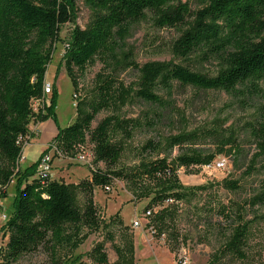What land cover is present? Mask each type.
<instances>
[{"label": "trees", "instance_id": "obj_1", "mask_svg": "<svg viewBox=\"0 0 264 264\" xmlns=\"http://www.w3.org/2000/svg\"><path fill=\"white\" fill-rule=\"evenodd\" d=\"M93 10L90 24L75 28L64 55V66L75 91L78 79L89 65L102 64L95 77L96 91L77 102V118L61 128L55 112L57 91L50 105L38 113L33 101L45 98L44 85L55 52L60 27L73 19L75 0H0V199L8 196L15 179L13 211L0 231L8 235L0 248V264H21V260L42 254L45 260L34 264H75L79 258L63 261L62 250L75 251L92 233L117 227L122 243L113 244L117 259L111 264H135L134 234L122 221L104 220L102 207L95 201L98 187L110 186L114 180L126 182L136 201L148 199L144 208L147 225L160 236L175 242L178 204L189 201L195 190L185 188L179 179L181 167H201L213 162L218 154L237 151L233 136H226L222 126L201 131L181 132L169 138L171 148L180 153L172 160L166 157L142 161L130 169H115L124 151V141L133 137L142 124L138 118L121 116L122 109L133 100L167 106L157 94L170 90L174 83L198 90H221L234 97L253 99L264 93V0H192L201 6L191 8V0H84ZM152 14L159 28L179 27L192 23L173 44L178 59L188 61L198 56L204 61L218 60L220 70L214 76L203 74L182 62H146L128 58V65L139 72L135 89L128 87L113 71L121 66L120 53L132 27ZM104 111L109 114L95 127L93 122ZM52 119L58 125L53 142L65 157H71L92 145L94 154L91 175L78 183L57 179L41 181L34 177L39 159L20 168L24 145L30 136L29 125ZM256 124H251L257 149L264 154V110ZM153 126L154 123L147 122ZM117 135H121L116 139ZM210 140L215 151L205 152L198 145ZM160 142L149 140L145 153L160 149ZM50 146L41 157L48 153ZM103 163L105 168L95 167ZM231 191L239 189L237 181L224 180ZM83 195L82 205L78 204ZM166 205V203H170ZM251 206L264 205V192L254 196ZM226 206L220 213L227 215ZM237 223L223 244L218 261L224 255L245 260L250 222L240 213ZM237 211V212H238ZM228 216V215H227ZM106 239L93 245L89 258L93 264H110L106 242L114 241L112 230ZM216 261L209 264H216ZM82 264V262H79Z\"/></svg>", "mask_w": 264, "mask_h": 264}, {"label": "rangeland", "instance_id": "obj_2", "mask_svg": "<svg viewBox=\"0 0 264 264\" xmlns=\"http://www.w3.org/2000/svg\"><path fill=\"white\" fill-rule=\"evenodd\" d=\"M191 8L198 10L201 6L191 0ZM72 13L73 19L60 27L48 71L50 76L56 77V81L52 84L53 91L54 88L57 91L55 112L61 128L76 120L77 102L94 95L95 77L103 68L100 62L89 65L79 77V89L75 91L72 79L64 66V55L72 39L73 30L86 28L93 18V10L84 0H75ZM191 23V20H187L185 25L179 27L159 28L154 24L152 14H149L145 20L132 27L125 48L120 53L121 66H113L108 71H113L125 85L132 89H135L139 83V72L128 65V58L140 64L151 61L182 62L203 74L216 75L221 68L218 60L204 61L198 56H192L188 61L180 60L173 50V44ZM157 94L169 104L161 107L145 101L133 100L122 109L121 116L138 118L142 125L134 131L130 140L124 141V151L115 169H130L142 161L156 158L166 157L172 160L180 153V148L178 146L171 148L168 144L169 138L181 132L201 131L216 125L222 126L226 136H233L236 139L238 150L218 154L215 157L213 162L224 161L222 168L215 166L207 169L204 165L181 167L178 170L180 182L185 188L207 186V189L193 191L194 195L189 201L178 204L176 230L179 239L177 242L171 240L169 236H160L150 230L147 219L144 217V208L149 200L136 201L129 186L122 180H114L109 186L110 190H105L104 187H98L95 190V201L105 212L104 220L108 223L112 217L118 216L122 224L132 230L134 238L138 237L141 244L135 256L138 264H209L216 261L215 255H219L231 226L237 223L236 214L239 213L240 207V213L246 221L250 222L247 240L248 257L245 260H239L226 254L218 259L216 264H264V205L251 206L248 203L254 196L264 192V154L257 149L256 137L251 126L256 124L260 112L264 110V93L253 99H245L234 97L221 90H198L190 86H181L176 82L170 90H158ZM52 95L45 96L46 103L39 106L36 113L50 105ZM108 114V111L101 112L92 126L95 127ZM50 120L58 132V125L52 119ZM35 122L36 120L32 119L30 125ZM147 122H152L154 125L150 126ZM30 125V136L25 146L27 159L26 162H21L23 168L36 158L41 148L39 141H45L44 136H41V139H37L39 144H31L37 132H31ZM120 136L117 135L116 139ZM149 140L160 142V149L157 152L143 151V146ZM211 142L210 140L202 141L198 147L205 152H213L216 146ZM49 146L47 154L51 156V178L66 183H78L82 178L91 175V167L78 156V152L71 157H65L57 150L53 140ZM84 149L87 153L93 154L91 144L87 143ZM41 154L39 161L43 157ZM93 159L94 156L91 160L89 158L90 162ZM95 167L104 169L105 165L98 163ZM224 180L237 181L239 189L231 191L224 188ZM15 184L14 179L7 190L8 199L3 203L6 215L13 211L12 199L15 195ZM82 203L83 195L79 194L78 204L82 205ZM168 204L171 202L166 203ZM222 206L228 208V216L220 213ZM136 220L140 221L139 226L134 225ZM107 230H112L115 236L113 242H106L107 253L111 257L116 255L117 259L113 244L120 245L122 240L117 227L113 226L90 234L75 251L62 250L60 252L62 260L65 261L68 256H71V258H79L75 264L79 262L93 264L89 258V252L95 243L106 239ZM7 241L8 235L0 231V246H5ZM147 243L152 250L148 248ZM43 260L45 257L39 254L25 258L20 263L34 264Z\"/></svg>", "mask_w": 264, "mask_h": 264}, {"label": "built area", "instance_id": "obj_3", "mask_svg": "<svg viewBox=\"0 0 264 264\" xmlns=\"http://www.w3.org/2000/svg\"><path fill=\"white\" fill-rule=\"evenodd\" d=\"M52 91H53V84L51 82H45V85H44V95L45 96H50V95H52ZM45 103H46L45 98H43L42 100H40V99L34 100L33 101V109H34V111H36V109L39 106H43ZM28 140H29V137H28L27 141L25 142L24 148H25ZM78 156L81 159H83V161L87 162L90 167L92 166L93 160L90 162V160L94 156L92 153L91 154L90 153H87V151L83 148L80 151H78ZM50 157L51 156H49V154H45L40 159L39 165H38V168H37V172L35 174V178L40 179L43 182L46 181V180H48V179H51V160H50ZM89 158H90V160H89ZM22 159H23V156H22ZM215 166L222 168L224 166V161H215V162H212L210 164L205 165V168L211 169V168H213ZM104 189L105 190H110V187L109 186H106V187H104ZM148 214H150V212H147L146 213V215H148ZM7 219H8V215H6L5 211L3 210V203H2V200L0 199V223L1 224H4L7 221ZM134 225L135 226H139L140 225V221L139 220H136L134 222ZM150 230L152 232H154V229L152 227H150Z\"/></svg>", "mask_w": 264, "mask_h": 264}, {"label": "crops", "instance_id": "obj_4", "mask_svg": "<svg viewBox=\"0 0 264 264\" xmlns=\"http://www.w3.org/2000/svg\"><path fill=\"white\" fill-rule=\"evenodd\" d=\"M56 78V77H55ZM54 78V76H50L49 74H47V76H46V82H51V83H53V82H55L56 81V79ZM30 127H31V132H33V131H35V132H37V133H35V135L36 136H34L33 138H32V143L31 144H34V145H37V144H39L38 143V140L37 139H41V136L43 137L44 136V139H45V141L43 142L42 140L41 141H39L40 143H41V145H40V149H39V151H38V154H37V156H36V158L35 159H33L31 162H29V163H27V165L23 168V167H21V162H26V159L27 158H25V150H26V148H24V154H23V159L21 160V162H20V168L23 170V169H25L26 167H28V166H30V165H32L33 163H35L37 160H38V158H39V156H40V154L45 150V149H47V147L49 146V144H50V142L53 140V138L57 135V129L55 128V126H53L52 124H51V120L50 119H48V120H46V121H43V122H38V121H36L35 122V124H31L30 125ZM35 129V130H34ZM30 144V145H31ZM24 160V161H23ZM53 162H54V160H53ZM34 177H35V175H34ZM53 179V178H52ZM56 179V178H55ZM70 183V182H69ZM72 183H75V182H72ZM76 184V183H75ZM8 192V191H7ZM14 197V196H13ZM6 199H8V196L6 197V198H3L2 199V203H4L5 202V200ZM13 200V199H12ZM13 202V201H12ZM101 206V205H100ZM102 207V206H101ZM104 214H105V212H103ZM11 214V213H10ZM9 214V215H10ZM8 215V214H7ZM8 215V216H9ZM0 225H3V224H1L0 223ZM1 229V228H0ZM145 234V233H144ZM134 245H135V256H136V252H137V250H138V247H139V245H141L140 244V241L138 240V237L136 238V236H135V238H134ZM147 245H148V248L150 249V250H152V248L150 247V244L149 243H147ZM1 247V246H0ZM113 258V259H112ZM115 260H116V255L115 256H110L109 255V263L111 264V263H113V262H115ZM158 262V261H157ZM135 264H138V260H136L135 259ZM157 264V263H156Z\"/></svg>", "mask_w": 264, "mask_h": 264}]
</instances>
